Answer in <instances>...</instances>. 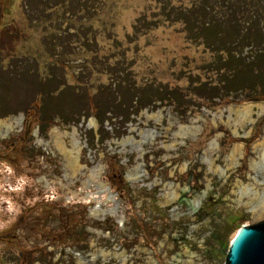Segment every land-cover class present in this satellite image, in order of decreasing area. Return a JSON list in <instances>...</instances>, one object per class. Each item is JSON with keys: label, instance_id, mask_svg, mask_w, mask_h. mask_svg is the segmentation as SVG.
Listing matches in <instances>:
<instances>
[{"label": "rangeland", "instance_id": "obj_1", "mask_svg": "<svg viewBox=\"0 0 264 264\" xmlns=\"http://www.w3.org/2000/svg\"><path fill=\"white\" fill-rule=\"evenodd\" d=\"M206 21L216 39L199 34ZM230 52L264 70V0H0V119L23 116L0 137V264H225L238 231L264 221L237 186L254 175L264 100L221 87L231 74L217 59ZM202 82L221 95L200 98ZM175 88L185 102L132 100ZM43 102L55 117L47 132L35 114ZM249 104L255 121L237 135L227 110ZM220 111L223 121H213ZM158 112L160 123L148 118ZM196 119L197 138L175 137ZM55 130L68 148L76 131L81 169L68 165ZM142 131L157 136L122 143ZM235 144L244 146L240 165L211 170L208 158L228 168ZM100 181L113 202L98 194ZM96 205L117 212L97 214Z\"/></svg>", "mask_w": 264, "mask_h": 264}, {"label": "bare ground", "instance_id": "obj_2", "mask_svg": "<svg viewBox=\"0 0 264 264\" xmlns=\"http://www.w3.org/2000/svg\"><path fill=\"white\" fill-rule=\"evenodd\" d=\"M261 108V111H264V108L262 106H258ZM228 120L230 121L232 116H235L234 124L236 125V134L240 135L239 131L237 130L239 127H244L248 123H253L255 121L253 114H254V105L249 104L245 105L239 108H233L229 107L228 110ZM260 115V114H259ZM149 119H153L155 122H161L162 121V113L158 112L157 114H151L148 115ZM224 118V112H216L213 113V121L216 120H222ZM23 123V116H15L12 118H6V119H0V137L6 138L9 137L13 131H15L16 128L21 127ZM202 129V125H200L198 119L191 122V124H182L179 127V130L176 131L175 137L181 138L182 141L185 139H195L197 136L200 135ZM55 132L54 137L55 141L58 143L60 150L65 155L68 165L73 167L74 169L78 170L81 169L80 164V152H81V146L80 141L78 139L76 131L72 134V147L68 148L64 144V140L62 137L67 135V133H60L59 135L56 133L57 130L53 131ZM57 134V135H56ZM142 135V139L140 141L133 140V137L126 138L122 141L124 145H136V147H142L145 142L151 140H155V137L157 136V133L155 131H145L140 133ZM249 135V132L248 134ZM150 141V142H151ZM42 143V140H41ZM47 146L49 142L47 141ZM217 139L209 142L208 148L205 150V154H211L213 153L217 148ZM244 146L243 144H235L233 148L231 149L230 153L226 155L225 161L227 164V169L222 168H214L215 160L208 158V163L210 166V169L213 170L216 173H219L220 175H225L227 170L234 169L240 165V160L244 156ZM253 152L256 154V157L252 158L250 161V170L253 171L254 175H249V181L248 183L244 184L241 181H238L237 186L240 194V201H243L245 198H248V204L251 206L252 212L254 215H260L264 216V134L263 138L256 142L253 146ZM212 155V154H211ZM208 157V156H207ZM83 167V166H82ZM141 167V166H139ZM138 167V168H139ZM92 171V170H91ZM94 175V173H93ZM102 175V170H97L96 176L99 178ZM138 175V174H137ZM139 177V176H138ZM140 178V177H139ZM98 194L107 193L108 198L113 202L114 201V193L111 191L110 187L103 181H100L98 183ZM237 190V191H238ZM236 191V192H237ZM176 197V196H175ZM203 199V198H202ZM85 201V200H84ZM238 201V200H237ZM202 203V200L198 201V205ZM246 204V202H245ZM97 214H111L114 216L117 212V208L113 207L109 210L101 209L100 206L96 205L95 211ZM118 255V254H117ZM116 256V255H115Z\"/></svg>", "mask_w": 264, "mask_h": 264}, {"label": "trees", "instance_id": "obj_3", "mask_svg": "<svg viewBox=\"0 0 264 264\" xmlns=\"http://www.w3.org/2000/svg\"><path fill=\"white\" fill-rule=\"evenodd\" d=\"M208 23L209 27L204 28L202 31V34L205 38L209 37L210 39H216L218 37V28L216 26H212L209 22H205V24ZM220 55V54H219ZM239 55V56H238ZM217 59L218 63L220 65L225 66L226 69H228L226 72H229L231 76H228L226 73L225 82H222L223 89L226 90V92H237V91H247L249 94L246 96L245 101H263L264 100V70L258 71L254 70V68L248 67L247 65H243V59L240 57V54L238 52H230V55L227 57L226 60H222L221 57H218ZM79 65V64H78ZM72 66L68 65L66 68H70ZM47 88L44 87L41 91L45 90ZM196 89L198 90L199 97L207 100H212L214 98H218V96L221 95V88L218 85H211L210 82H202L200 83ZM260 90V92H258ZM263 90V91H262ZM262 91V92H261ZM251 92H255V97H252ZM152 94V95H151ZM161 94V93H160ZM159 93H156V95H153V93L150 94H141L139 95V92L133 97V101L136 100V102H140V108L146 107L151 105L155 100H159L162 103H166V101L169 98V104H174L175 102H185L184 101V94H182L180 91H178L177 88L170 90L169 92H166L164 95H160ZM156 96V97H155ZM175 101V102H174ZM49 104L50 108V102H47ZM46 103H40L39 110L36 115H38L37 118V125L41 132H47L52 126L55 125L54 122V116L48 115V112H45L47 109ZM124 105L123 103L120 104V106ZM194 105V103L188 104L186 109H190L191 106ZM119 107V106H118ZM49 111V110H48ZM107 112H111L110 107H107L103 111L102 117L106 116ZM7 115V114H5ZM4 115V116H5ZM1 116V117H4ZM129 117V114H128Z\"/></svg>", "mask_w": 264, "mask_h": 264}, {"label": "water", "instance_id": "obj_4", "mask_svg": "<svg viewBox=\"0 0 264 264\" xmlns=\"http://www.w3.org/2000/svg\"><path fill=\"white\" fill-rule=\"evenodd\" d=\"M225 264H264V221L245 225L238 231Z\"/></svg>", "mask_w": 264, "mask_h": 264}]
</instances>
